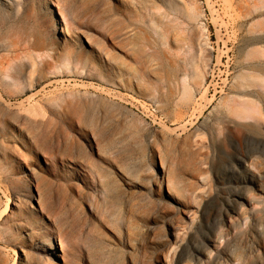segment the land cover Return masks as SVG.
Returning <instances> with one entry per match:
<instances>
[{"label":"rangeland","instance_id":"obj_1","mask_svg":"<svg viewBox=\"0 0 264 264\" xmlns=\"http://www.w3.org/2000/svg\"><path fill=\"white\" fill-rule=\"evenodd\" d=\"M0 264H264V0H0Z\"/></svg>","mask_w":264,"mask_h":264},{"label":"bare ground","instance_id":"obj_2","mask_svg":"<svg viewBox=\"0 0 264 264\" xmlns=\"http://www.w3.org/2000/svg\"><path fill=\"white\" fill-rule=\"evenodd\" d=\"M55 21H56L55 22L56 24L60 25L61 21L57 17L55 18ZM12 205H16V203L14 202ZM31 206H32V208L37 209V207L34 204H32ZM37 234H39L40 236H46V232L44 230H42V229L41 230H38L37 231ZM60 244H61V246H64L65 245V243L62 242V241H61ZM48 251L51 252V254H54V255L57 254V253H55V250L53 251V249H50V250L48 249Z\"/></svg>","mask_w":264,"mask_h":264}]
</instances>
